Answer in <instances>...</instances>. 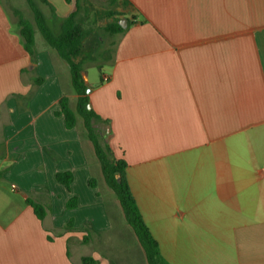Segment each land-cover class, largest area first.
Wrapping results in <instances>:
<instances>
[{"label":"crops","instance_id":"1","mask_svg":"<svg viewBox=\"0 0 264 264\" xmlns=\"http://www.w3.org/2000/svg\"><path fill=\"white\" fill-rule=\"evenodd\" d=\"M125 1L124 31L82 77L147 228L169 264H264V0ZM71 11L49 9L55 32ZM37 33L30 55L0 0V264H147L78 253L85 222L111 228L103 178L79 119L69 129L55 114L76 94ZM60 171L72 173L69 189ZM27 198L44 206L41 220Z\"/></svg>","mask_w":264,"mask_h":264},{"label":"trees","instance_id":"2","mask_svg":"<svg viewBox=\"0 0 264 264\" xmlns=\"http://www.w3.org/2000/svg\"><path fill=\"white\" fill-rule=\"evenodd\" d=\"M49 5L47 0H25L31 14L34 24L26 19L19 11L14 10L19 27V35L22 40L24 49L31 55L34 46V33L37 30L45 43L54 49L57 55L67 64L70 84L73 92L76 94L75 107L72 109L69 105V99L66 95L59 98V109L56 115H62L66 128H73L76 124L77 117L82 118L83 127L85 128L88 139L92 144L94 154L98 160L101 175L106 186L112 191L114 197L119 203L123 214L124 221L134 233L139 245L142 248L147 264H169L160 252L158 242L152 236L147 228L134 197L130 191L126 175V162L123 159H115L105 140V133L102 128L95 126L97 123L107 125L106 120H102L93 109H87L89 97L86 94L87 84L82 77L87 65L95 66L101 69L104 54L107 52L105 46L100 42L101 34L95 32V41L91 42L87 48H84L85 31L78 19L77 10L81 0H73L72 11L60 20L59 29L54 31L50 18L40 9L38 2ZM71 2L72 0H65ZM126 4L125 0H111ZM55 14H52L54 19ZM120 17H112L106 25L101 28L104 34L111 36L122 33V28L118 21ZM97 39V40H96ZM56 180L63 184L67 189L73 180L70 171H60L55 174ZM88 183L95 187V180L90 178ZM25 202L31 207L36 217L41 220L44 215V206L27 198ZM76 197H70L66 203L67 208L76 207ZM87 237H83L86 241ZM83 264H97V260L92 256H82Z\"/></svg>","mask_w":264,"mask_h":264},{"label":"rangeland","instance_id":"3","mask_svg":"<svg viewBox=\"0 0 264 264\" xmlns=\"http://www.w3.org/2000/svg\"><path fill=\"white\" fill-rule=\"evenodd\" d=\"M3 2L6 7H8L13 21H17V17L14 15V13H12L10 8L19 11L26 19H28L32 24H34L32 14L25 0H3ZM37 2L40 9L46 15H48V17L50 16V8L52 9V13H54L57 17H62L66 10L68 11L70 9H73V0L71 2H67L65 0H49V2L47 1L49 4L48 6L43 3H40L39 1ZM126 11L127 6L123 5L121 1L111 2V0H81L79 2V8L77 10V16L78 19L81 21V26L83 30L86 33L83 42L84 48H87V46L91 42L95 41L94 37L96 31L101 34L100 42L103 43L102 45H109L108 42L110 41V37L104 34V31H101V28L106 25L112 17H120L121 19V17L125 14ZM36 40L37 42L38 40L44 42L43 38L38 33L36 34ZM85 70L89 71L90 74L98 73V70L95 66L87 65ZM69 93L70 95H72L71 92ZM77 118L80 122L79 129H81L83 132H86L85 128L83 127L82 118L79 116ZM95 179L97 181V189L99 190L100 196L104 201L106 208L108 209L111 228L104 232L101 231L94 233L93 230L89 229V223L85 222L84 228L86 231H88L89 234H87L86 236V241H83L82 238L83 243L80 246L78 253L82 252L87 254L91 252V249L96 247L100 251L98 252V255L101 257L99 259H106V257H108L109 260H111L112 262V258L116 261L119 260L120 257L127 258L130 255V259L136 261H144L145 259L142 250L140 249V246L136 241V238L134 237L133 233L130 231L131 229L122 224V219L120 215L121 213H119V217H116L114 214H112V201L115 200L112 191L106 186L103 180L98 181V178L96 176ZM112 222L114 225V231H116L113 234ZM118 246H121L120 249H116L112 252V248H116ZM122 246L125 247L124 251H127V253L121 251ZM118 257L119 259H117Z\"/></svg>","mask_w":264,"mask_h":264},{"label":"water","instance_id":"4","mask_svg":"<svg viewBox=\"0 0 264 264\" xmlns=\"http://www.w3.org/2000/svg\"><path fill=\"white\" fill-rule=\"evenodd\" d=\"M118 24L122 27L125 28L126 26V19L123 17L118 21ZM90 93V87L87 86L86 88V94ZM87 109H91V104L90 102L87 103Z\"/></svg>","mask_w":264,"mask_h":264}]
</instances>
